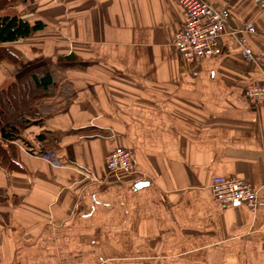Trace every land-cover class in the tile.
Returning <instances> with one entry per match:
<instances>
[{"label":"crops","instance_id":"obj_1","mask_svg":"<svg viewBox=\"0 0 264 264\" xmlns=\"http://www.w3.org/2000/svg\"><path fill=\"white\" fill-rule=\"evenodd\" d=\"M211 1L253 24L263 54L264 9ZM2 15L45 26L0 45L16 58L0 62V90L39 66L53 85L12 164L0 158V264H264V105L247 95L264 65L226 35L194 76L172 45L175 0H9ZM117 147L134 152L135 174L109 172ZM217 176L258 189L257 210L220 207Z\"/></svg>","mask_w":264,"mask_h":264},{"label":"built area","instance_id":"obj_2","mask_svg":"<svg viewBox=\"0 0 264 264\" xmlns=\"http://www.w3.org/2000/svg\"><path fill=\"white\" fill-rule=\"evenodd\" d=\"M184 12V20L172 45L193 66V75L198 76L200 65L217 57L223 48V37L228 35L239 47L244 59L258 66L264 65V53H255L249 46L248 37L256 33L253 24L238 26L226 6L211 0H175ZM264 9V0H253ZM249 102L254 106L264 105V85L255 84L247 91ZM31 153L43 160L60 166L59 157L51 150L31 149ZM110 173L135 174L138 163L131 149L117 147L106 157ZM137 179L136 184L141 183ZM211 189L217 204L222 208L246 205L255 212L259 204V190L244 179L217 176Z\"/></svg>","mask_w":264,"mask_h":264},{"label":"trees","instance_id":"obj_3","mask_svg":"<svg viewBox=\"0 0 264 264\" xmlns=\"http://www.w3.org/2000/svg\"><path fill=\"white\" fill-rule=\"evenodd\" d=\"M8 4L9 0H0V45L25 40L44 28L40 21L32 25L19 15H2ZM5 59L16 62L8 50L1 48L0 62ZM51 85L50 69L39 66L0 90V158L5 164H12L9 150H14L13 142L22 139V131L41 123L34 121L41 117L38 101L52 94Z\"/></svg>","mask_w":264,"mask_h":264},{"label":"water","instance_id":"obj_4","mask_svg":"<svg viewBox=\"0 0 264 264\" xmlns=\"http://www.w3.org/2000/svg\"><path fill=\"white\" fill-rule=\"evenodd\" d=\"M148 185V183H139L137 184V188H142V187H146Z\"/></svg>","mask_w":264,"mask_h":264},{"label":"rangeland","instance_id":"obj_5","mask_svg":"<svg viewBox=\"0 0 264 264\" xmlns=\"http://www.w3.org/2000/svg\"><path fill=\"white\" fill-rule=\"evenodd\" d=\"M25 16V15H24ZM26 17V16H25ZM27 18V17H26Z\"/></svg>","mask_w":264,"mask_h":264}]
</instances>
